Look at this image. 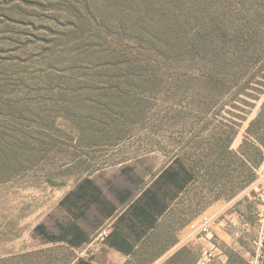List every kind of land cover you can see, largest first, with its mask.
I'll return each instance as SVG.
<instances>
[{"label":"rangeland","instance_id":"1","mask_svg":"<svg viewBox=\"0 0 264 264\" xmlns=\"http://www.w3.org/2000/svg\"><path fill=\"white\" fill-rule=\"evenodd\" d=\"M263 157L264 0H0V264L104 260L102 215L169 164L208 264H247ZM84 188L71 252L36 227L62 235Z\"/></svg>","mask_w":264,"mask_h":264},{"label":"crops","instance_id":"2","mask_svg":"<svg viewBox=\"0 0 264 264\" xmlns=\"http://www.w3.org/2000/svg\"><path fill=\"white\" fill-rule=\"evenodd\" d=\"M157 175L135 195H123L119 210L111 209L102 215L99 224L110 220L108 233L100 244L104 260H97L85 251L84 255L73 254L69 264H197L202 247L207 245L197 233L201 216L187 213L182 206L181 197L186 190L178 192L172 200L159 195V205L151 204L143 192ZM85 191L86 188L76 193L70 201L71 252L89 243L90 230L83 224L90 209ZM191 254L194 258L187 263Z\"/></svg>","mask_w":264,"mask_h":264},{"label":"built area","instance_id":"3","mask_svg":"<svg viewBox=\"0 0 264 264\" xmlns=\"http://www.w3.org/2000/svg\"><path fill=\"white\" fill-rule=\"evenodd\" d=\"M256 180L252 184V192L256 201L255 219L256 227L252 242V251L247 264H264V157L255 170ZM108 231L104 230L101 235L106 237ZM197 233L207 245L202 247L201 257L197 264H208L221 253L215 244L210 217L202 215L199 220ZM100 235V236H101Z\"/></svg>","mask_w":264,"mask_h":264},{"label":"trees","instance_id":"4","mask_svg":"<svg viewBox=\"0 0 264 264\" xmlns=\"http://www.w3.org/2000/svg\"><path fill=\"white\" fill-rule=\"evenodd\" d=\"M183 165L176 166L173 164L167 165L152 181L151 186L143 192V195L148 197V201L151 204L159 205V195H162L163 199H174L178 192L185 191L187 185L194 180V176ZM165 207V204H163ZM36 230L44 236L50 242H66L70 246V226L57 238L51 235H47L43 231V226L39 225Z\"/></svg>","mask_w":264,"mask_h":264}]
</instances>
